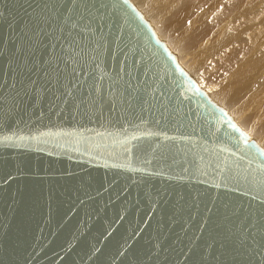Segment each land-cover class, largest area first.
<instances>
[{
	"label": "water",
	"instance_id": "water-1",
	"mask_svg": "<svg viewBox=\"0 0 264 264\" xmlns=\"http://www.w3.org/2000/svg\"><path fill=\"white\" fill-rule=\"evenodd\" d=\"M0 264H264L263 148L131 0H0Z\"/></svg>",
	"mask_w": 264,
	"mask_h": 264
},
{
	"label": "bare ground",
	"instance_id": "bare-ground-1",
	"mask_svg": "<svg viewBox=\"0 0 264 264\" xmlns=\"http://www.w3.org/2000/svg\"><path fill=\"white\" fill-rule=\"evenodd\" d=\"M131 1L148 20L157 37L175 54L177 62L195 80L210 84L205 90L208 96L224 107L237 125L264 150V78L261 76H264V68L260 69L259 65L258 71L259 63L264 66V56L257 59L251 56L250 40L235 34L237 43L229 46L226 55L217 56L204 40L208 37L215 40L219 34L213 26H202L201 10L193 0ZM237 60L240 64L231 69ZM206 63L207 67H212V72L202 75ZM257 78L263 86L255 85ZM199 86L202 88L201 84Z\"/></svg>",
	"mask_w": 264,
	"mask_h": 264
},
{
	"label": "rangeland",
	"instance_id": "rangeland-1",
	"mask_svg": "<svg viewBox=\"0 0 264 264\" xmlns=\"http://www.w3.org/2000/svg\"><path fill=\"white\" fill-rule=\"evenodd\" d=\"M193 3L197 4L201 10L200 21L202 26H213L219 34L215 40L212 37L204 40L205 43L211 45L214 55H226L229 46L237 43L235 34H241L250 40L249 48L253 58L257 59L264 56V0H193ZM190 20L189 18L186 22L189 23ZM177 33L180 35V32ZM239 61L233 62L236 65H234V68L232 65L231 69L234 70L235 66L237 68V64H240ZM252 62L248 66L250 67L249 70L247 67L248 71L251 69ZM206 65L207 63L202 69V75L212 72V67L209 65L210 68H208ZM259 65L260 69L261 67L264 68V66H261V62L258 64V71L260 70ZM205 67L208 69H205ZM244 69L246 70V68ZM244 69L243 71L246 72L247 70ZM261 76L264 78L263 75ZM254 83L258 87L263 86L260 85L258 78ZM198 84H201L204 90L209 89V87L207 89V86L210 84L203 81H199ZM257 100L259 99L257 98Z\"/></svg>",
	"mask_w": 264,
	"mask_h": 264
},
{
	"label": "snow or ice",
	"instance_id": "snow-or-ice-1",
	"mask_svg": "<svg viewBox=\"0 0 264 264\" xmlns=\"http://www.w3.org/2000/svg\"><path fill=\"white\" fill-rule=\"evenodd\" d=\"M73 2H75V0H73ZM80 20L83 21L84 20V17L81 16L80 17ZM65 23H68V20L65 19ZM90 24L91 22L89 21L87 24H85L84 28L81 29L82 31H88L90 29ZM78 27V24L77 23H73L72 24V28L75 29ZM61 31H63V29H61ZM39 34V33H38ZM56 40H60L61 38L60 37H55ZM55 46V45H53ZM61 55H58L56 57V59L59 61L61 59L64 60L65 64H68L69 62H71L73 65L76 64V57L80 55V52H74V50L71 48V46H69L68 50H67V53H65V49H64V46L63 44H61ZM82 51V50H81ZM93 60H95V57H92ZM99 65H97L98 67ZM73 71L75 72V68H73ZM102 78V77H101ZM36 82L35 81H32V84L34 85ZM14 87V86H13ZM38 91V90H37ZM20 93H17V96H19Z\"/></svg>",
	"mask_w": 264,
	"mask_h": 264
}]
</instances>
